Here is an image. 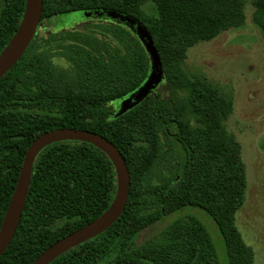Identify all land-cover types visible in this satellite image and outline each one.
Returning a JSON list of instances; mask_svg holds the SVG:
<instances>
[{
	"label": "trees",
	"instance_id": "16d2710c",
	"mask_svg": "<svg viewBox=\"0 0 264 264\" xmlns=\"http://www.w3.org/2000/svg\"><path fill=\"white\" fill-rule=\"evenodd\" d=\"M27 3L0 0V55ZM253 3V21L264 37V0ZM100 9L134 17L153 37L164 74L140 99L135 94L152 59L130 25L95 16ZM80 11L92 16L59 29ZM244 25V0H44L34 38L0 78V229L32 142L72 127L118 147L131 175L128 202L111 227L49 264H220L195 209L219 228L229 264H253L254 250L236 223L247 176L241 146L225 132L233 100L188 77L183 67L192 46ZM117 189L115 164L100 147L80 140L47 145L34 161L26 204L0 264H32L107 210ZM179 211L138 242L144 229Z\"/></svg>",
	"mask_w": 264,
	"mask_h": 264
},
{
	"label": "rangeland",
	"instance_id": "374dc122",
	"mask_svg": "<svg viewBox=\"0 0 264 264\" xmlns=\"http://www.w3.org/2000/svg\"><path fill=\"white\" fill-rule=\"evenodd\" d=\"M254 11L253 0H244L245 25L192 46L183 67L188 77L206 81L233 100L234 109L225 123V132L240 144L247 176L246 200L236 214V223L245 242L254 250L253 264H264V37L254 24ZM97 12L93 14L98 16ZM91 14L70 13L69 22L59 25V29L73 28L75 23L90 18ZM49 27L55 30L57 24L51 23ZM192 212L212 235L219 263L229 264L226 245L217 225L204 211L195 209ZM179 213L144 229L138 242L159 232Z\"/></svg>",
	"mask_w": 264,
	"mask_h": 264
},
{
	"label": "water",
	"instance_id": "95a60500",
	"mask_svg": "<svg viewBox=\"0 0 264 264\" xmlns=\"http://www.w3.org/2000/svg\"><path fill=\"white\" fill-rule=\"evenodd\" d=\"M43 6L44 0H28L24 18L17 33L0 55V78L16 64L26 52L40 25ZM97 15L130 25L138 33L140 39L144 43L152 59V66L148 79L136 92L135 98L140 99L144 97L160 84L164 74L161 57L154 44L152 35L139 20L117 10L100 9ZM64 140L86 141L103 149L111 157L117 169V193L111 206L100 216L53 243L44 250L32 264L51 263L63 252L107 230L124 212L128 202L131 175L126 159L118 147L99 133L86 129L63 127L46 131L32 142L26 152L19 179L0 229V256L10 245L19 225L29 192L33 164L38 153L47 145Z\"/></svg>",
	"mask_w": 264,
	"mask_h": 264
}]
</instances>
